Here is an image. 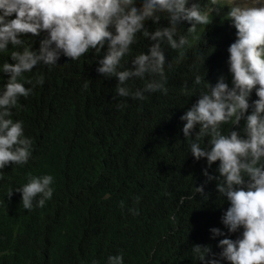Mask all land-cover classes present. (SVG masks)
Instances as JSON below:
<instances>
[{
    "label": "trees",
    "instance_id": "16d2710c",
    "mask_svg": "<svg viewBox=\"0 0 264 264\" xmlns=\"http://www.w3.org/2000/svg\"><path fill=\"white\" fill-rule=\"evenodd\" d=\"M167 26V14L158 25L146 23L150 31ZM178 27L185 34L191 25ZM196 35L182 56L165 46L166 60L173 61L172 69L166 68L168 94H147L144 101L116 97L118 80L96 71L106 48L100 55L90 50L78 61L61 56L51 70L38 65L24 74L33 80L43 75L44 83L12 110L13 121H23L33 152L27 164L0 170V264H106L109 255L121 252L125 264H200L192 257L193 245L221 251L218 241L225 237L212 239L210 229L227 233L221 217L229 205L219 197L216 181L205 184L206 201L195 193L205 183L207 162L188 152L180 117L203 90L200 85L191 91L196 74L213 85L224 75L231 86L227 49L236 35L216 16L208 26H198ZM22 38L34 39L35 50L42 37L29 33ZM151 43L139 36L125 67H132L131 59L147 53ZM5 59L13 63L0 54V64ZM7 79L0 72V85ZM143 83L128 82L133 90ZM256 99L253 90L249 103ZM218 164L210 174L219 175ZM44 174L55 180L53 197L43 208L27 211L20 193L7 196L29 175ZM182 196L193 198L181 204Z\"/></svg>",
    "mask_w": 264,
    "mask_h": 264
},
{
    "label": "clouds",
    "instance_id": "9594fccd",
    "mask_svg": "<svg viewBox=\"0 0 264 264\" xmlns=\"http://www.w3.org/2000/svg\"><path fill=\"white\" fill-rule=\"evenodd\" d=\"M162 14H167L168 26L150 31L146 23L158 25ZM214 16L236 35L227 49L231 86L224 75L213 85L196 74L191 91L200 85L203 90L180 119L185 122L182 132L188 152L196 161L207 162L205 183L196 186L195 193L206 201L205 184L216 181L219 197L229 205L221 217L227 233L210 229L212 239L225 237L218 241V254L201 244L193 245L191 254L200 264H264V0H0V54L13 61L0 64V72L8 75L0 85V170L10 164L23 166L32 156L33 141L25 135L23 121H13L12 110L21 97H29L44 83V77L33 80L25 73L38 65L51 70L61 56L78 61L90 50L100 55L106 48L96 71L118 80L116 97L144 101L147 94L167 95L166 68L171 70L173 61L166 60L165 46L182 56L198 38V26H208ZM184 22L191 27L180 34L178 26ZM29 33L42 37L35 50L34 39L22 38ZM139 36L152 43L126 68L124 58ZM136 79L144 81L143 87L133 90L128 82ZM253 90L258 99L250 104ZM242 120V129L232 130ZM217 161L219 175L210 174ZM54 180L51 174L29 175L7 196L20 193L27 211L43 208L53 197ZM192 198L182 196L180 203ZM129 212L139 214L136 208ZM233 233H239L237 238H228ZM106 264H125L123 253L109 255Z\"/></svg>",
    "mask_w": 264,
    "mask_h": 264
}]
</instances>
